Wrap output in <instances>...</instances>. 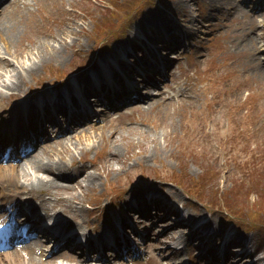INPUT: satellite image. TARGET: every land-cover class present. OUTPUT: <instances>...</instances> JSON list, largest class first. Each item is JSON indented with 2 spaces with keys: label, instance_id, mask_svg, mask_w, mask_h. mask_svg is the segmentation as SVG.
Masks as SVG:
<instances>
[{
  "label": "rangeland",
  "instance_id": "1",
  "mask_svg": "<svg viewBox=\"0 0 264 264\" xmlns=\"http://www.w3.org/2000/svg\"><path fill=\"white\" fill-rule=\"evenodd\" d=\"M28 1L37 18L28 14L20 18L14 13L15 30L23 36L29 34L34 24L40 26L45 24L43 27L47 29L50 26L47 24L49 19L47 14L60 15L61 21H54V31L52 28L51 30L55 35L61 34V30L66 32L63 34L65 44L60 49L66 51L61 54L65 56L63 59L40 63L31 75L23 76L27 82L24 85L29 86V91L22 88L18 101L27 98L31 91L41 90L44 86L52 87L58 83L56 72L70 70L79 60L77 53L71 48L81 46L89 49L94 46L98 35L94 22L100 20L103 22L105 18L112 20L116 15L102 7H93L95 0ZM132 1L133 7L137 2L138 7L141 5V0ZM207 1L210 0H186V9L189 12L185 13L190 16L179 13V16L184 18L179 22L184 23L183 30H187L185 35L189 36L188 41L193 42L189 46L193 52L197 51L200 55L194 56L191 60L196 68L192 73L180 74L172 82L175 92L173 102L163 106L168 107L171 112V109L175 110V113L148 112L144 119L138 120L128 129L115 123L104 126L100 125L102 123L90 125L83 128L84 131L78 133L72 142L64 141L50 146L41 159L46 161L47 157L52 156V159H58V162L70 164L72 161L73 163L80 161L89 165L88 172L94 174L95 182L89 185L81 179L71 182L74 188L69 191L70 194L83 199L82 206L86 211L90 208L91 200L94 198L101 200L105 195L111 197L105 211L111 208L119 212L118 208L130 202L129 199L141 190L145 191L147 188L146 191H154L157 188H164L171 197L181 198L193 205L197 213H203L209 208L194 196L204 193L212 202L223 201V206L220 208L213 206L212 210L208 211L213 212L211 217L214 223L225 222L224 212H230L226 216L235 224L252 228L255 234L253 242L264 247V81L249 79L243 70L232 76L225 66L220 67L213 62L218 56L217 49L221 48L223 43L227 44V41L230 44L229 49L233 52L229 54H235L241 61L245 62L248 54L251 56L252 47L257 44L261 45L259 55L264 58V43L261 41L264 40V9L258 12L259 26L253 31L244 33L237 27L240 22L235 16L231 22L219 28L226 31L227 35L210 39L212 34L203 31L209 30L203 28L205 27L203 23L218 20L216 15L221 13V10L207 9ZM129 2L130 0H118L116 4L124 8ZM158 2L159 0H154L153 7H145L149 21L163 11ZM167 3L166 5L171 7L170 17L174 19L173 13L178 10L174 6L180 8L182 5L175 0L173 4L170 0ZM67 4L73 5L75 9L67 10ZM130 6L127 5L125 8L129 9ZM161 22L162 19L159 24ZM174 23L177 24L176 21ZM125 24L126 22L123 23ZM46 32L39 35L37 45L51 39L50 36H45ZM9 47L12 51L4 54L0 44V56L14 62L19 58L28 62V56L33 57L31 52L36 48L27 37L13 42ZM99 55L110 56L106 52H99ZM185 58L178 59L180 65ZM231 62L232 60L227 58V63ZM187 64L185 62L184 66L188 67ZM2 65L3 61L0 60L1 78L4 79L7 75L5 76ZM235 69L234 67V72ZM250 75L255 76L251 73ZM236 82L244 85L243 88L236 89ZM180 94L183 95L182 99L176 100ZM15 100L13 99L8 107L17 104L18 101ZM225 100L229 101V105H232V102L237 103V108L222 106ZM181 105L188 109L186 119L190 118L191 124H184V116L177 110ZM130 112L138 114L137 109ZM85 133L91 134L92 138L85 139ZM89 138L94 141L86 142L85 140ZM59 152L64 156L58 157ZM71 173L74 174L73 171ZM75 205L77 206V203ZM79 214L77 219L80 221L82 214L80 212ZM154 250L155 247H151V252Z\"/></svg>",
  "mask_w": 264,
  "mask_h": 264
},
{
  "label": "bare ground",
  "instance_id": "2",
  "mask_svg": "<svg viewBox=\"0 0 264 264\" xmlns=\"http://www.w3.org/2000/svg\"><path fill=\"white\" fill-rule=\"evenodd\" d=\"M16 1L13 2V5ZM20 12H26L28 11V5L27 3H24L22 8L19 9ZM245 14L248 16L247 12ZM146 18H144V21ZM253 20V17H252ZM56 21L54 18H49L47 24H50V26L45 29L43 26L34 24V27L32 28L31 32L27 35H20L21 33L17 32L15 30V25L13 22L4 15H0V44H1V51L4 54H8L12 51V48L9 47L13 42H18L22 40L24 37L29 38L31 40V45L36 46L34 48L33 57L31 56L29 58L28 56V62H24L23 60L16 59V62L12 61L11 59L0 56V60L3 61V65L1 67L4 68V74L5 78L2 79V74L0 73V85L5 90L13 91L10 93V95H18L20 94V90L22 88H28L29 86H25L24 84L27 83L26 80H24L23 76L25 74L31 75L36 67L45 61L49 60H56L58 58L63 59L64 57L61 55L66 50L60 51L61 46H63L64 43V36L66 32L61 30V34L55 35L52 34L53 29V23ZM61 21V20H60ZM74 24V22H73ZM254 22L252 21L249 25V28L253 27ZM52 28V30H51ZM142 33L146 36H148V32L146 31L145 25H141ZM46 31H49L47 33ZM63 31V32H62ZM43 32H46L45 36H50L51 39H48L49 41H44L43 43H40L37 45V42L39 40V35ZM153 34L151 33L150 36ZM44 36V37H45ZM14 39V40H13ZM18 50V49H17ZM73 51L74 49L71 48ZM81 51V50H77ZM30 53V52H29ZM22 58V56H21ZM257 60L259 57L256 58ZM122 65L120 68H125L126 71H128V75H132L135 71L134 68H131L130 66L125 65V63L120 62ZM255 69H260V72H263V70L260 67H257ZM114 73L116 71L113 70V67H110L109 73ZM110 78V77H109ZM113 79V78H112ZM79 82V81H78ZM77 81H73L72 83L66 84L65 87L66 93H59L55 97L56 99L50 100L52 93L48 92L43 94L42 100H43V106L44 107V115L45 118L50 119L51 116L49 114V108L51 106L56 107V105L59 103L60 99L64 100L63 98L66 97L68 100H71L72 103L74 102V93L72 92H80V96H87L90 92V88L88 85L82 86L80 83L78 88H75L71 84H77ZM18 90V91H14ZM3 90L0 89V100L3 98ZM72 94V95H71ZM70 95V96H69ZM84 101L86 102V97H83ZM93 98V97H92ZM136 100L140 99L138 97H135ZM9 100L3 101V104L0 103V112L3 110ZM78 100H76V103ZM154 103L156 101H153ZM34 107V106H33ZM31 112L35 113L36 109L32 108ZM131 125H135L134 121L127 125L126 128L131 127ZM38 129L40 133L44 132V129L41 127L40 123L38 124ZM115 129V128H114ZM113 129V130H114ZM76 131H79L81 133L84 131L83 129H77ZM86 137L92 138L91 134L85 133L84 138ZM87 139V141H94V139ZM107 151V149H105ZM74 153V152H72ZM114 154V153H113ZM59 156H64L62 152L58 153ZM70 168H74L77 172V175L73 176L68 171ZM89 165L85 163H77L74 164L73 161L68 164L66 162H58V159H52L50 157L48 161H42L40 157L37 158H29L25 163H21L19 165H5L0 166V196L1 197H7L6 201H12L13 197L16 195V192L11 189L12 186H18L20 192L24 194L23 196L25 198V201L31 202L33 205H31V210H34L35 208L41 206L45 212L48 214L52 209L63 211L66 213H69L73 217H77L79 215V212L81 214L85 213L86 210L82 208V206H76L75 204H81L82 199L77 198L74 194H70L69 191L74 188L72 186L71 182H76L81 179L86 181V184H91L95 182V176L93 173L88 172ZM44 174H42V173ZM81 177V178H80ZM22 178V179H21ZM16 182V183H15ZM60 182V183H59ZM63 184V185H62ZM63 189V191H61ZM51 191V192H50ZM31 198H35L38 200L39 204L36 206L31 201ZM79 199V200H78ZM107 203H109L108 198H104ZM16 204V203H15ZM1 208V206H0ZM21 208V207H20ZM127 208H130V205H127ZM100 209V205H96L94 209L92 210V214H96V212ZM18 211V210H17ZM36 215V214H35ZM30 218H32V222L35 221V225H39V221L36 220L32 215H28ZM83 221H86V219H83ZM61 224V222H60ZM66 225H70V223H65ZM62 225V224H61ZM170 231V230H169ZM172 231V230H171ZM58 232L62 233L63 229L60 228ZM162 233L164 231H161ZM166 235V234H165ZM106 236V234L104 235ZM175 238L174 234L169 235V240H172ZM68 239H72V237H68ZM102 244L108 245L109 241L107 238L102 237L101 238ZM159 242L161 244H164L166 247L168 246V239L160 240ZM41 244H30L23 249H14L11 251H8L5 253V255L0 256V264H114V261L106 259L104 257V245L103 249H97L98 256L95 259V263H92L88 261L87 256L88 254H82V255H76L71 254L69 256L57 254L56 250L52 248L53 254L43 258L44 254L42 251L40 252V255L37 254L38 246ZM111 245V244H110ZM91 248H93L91 246ZM171 256H177L176 252L171 250L170 252ZM223 255V254H222ZM152 261L154 264H160L158 259L152 258Z\"/></svg>",
  "mask_w": 264,
  "mask_h": 264
}]
</instances>
